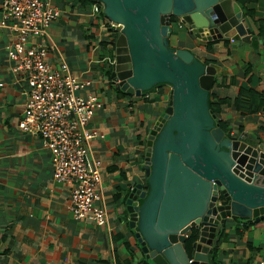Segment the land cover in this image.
<instances>
[{
    "label": "crops",
    "instance_id": "obj_1",
    "mask_svg": "<svg viewBox=\"0 0 264 264\" xmlns=\"http://www.w3.org/2000/svg\"><path fill=\"white\" fill-rule=\"evenodd\" d=\"M91 1L54 0L60 16L49 27V36L31 38L47 47V61L53 66L66 60L74 73L92 78L94 85L86 91L104 102L91 122L104 136L92 140L88 158L102 162L101 187L110 223L100 226L74 217L69 207L72 183L55 180L42 136L20 128L30 84L25 72L15 70L17 61L8 53L17 34L0 23V264H155L143 251L137 229L130 226L127 200L135 190L150 192L143 167L147 135L168 107L172 86L160 83L140 95L123 90L126 94L121 96V86L112 77L119 32L101 27L110 17L104 11L105 15H94ZM238 4L253 31L250 41L208 40L207 35L191 34L185 25H177L175 38L170 37L176 48L216 67L209 99L212 93L234 99L242 85L264 92V38L258 30L259 22L264 23V0ZM256 38L258 47L253 46ZM216 118L226 122V136H244L264 150V110L250 114L226 105ZM143 202L139 198V206ZM192 231L200 242L197 228L186 231V236ZM221 232L209 246L210 264L216 248L220 264H257L264 258V217L258 222L228 218ZM188 253L193 258L194 248Z\"/></svg>",
    "mask_w": 264,
    "mask_h": 264
},
{
    "label": "water",
    "instance_id": "obj_2",
    "mask_svg": "<svg viewBox=\"0 0 264 264\" xmlns=\"http://www.w3.org/2000/svg\"><path fill=\"white\" fill-rule=\"evenodd\" d=\"M100 1L118 23L114 81L138 95L160 83L172 86L168 107L147 135L150 192L135 190L127 200L130 226L155 264H210L209 246L228 218L264 217V150L244 136H226L209 105L216 67L170 46L173 17L208 40L250 41L253 31L238 0ZM192 227L201 233L193 258L185 233Z\"/></svg>",
    "mask_w": 264,
    "mask_h": 264
},
{
    "label": "built area",
    "instance_id": "obj_3",
    "mask_svg": "<svg viewBox=\"0 0 264 264\" xmlns=\"http://www.w3.org/2000/svg\"><path fill=\"white\" fill-rule=\"evenodd\" d=\"M104 7L102 1L95 0L93 14L99 16ZM59 16L60 9L54 0L3 1L0 23L17 34L8 53L17 61L15 70L25 72L30 84L19 125L23 131L44 139L51 153L55 180L72 183L69 207L74 217L100 226L109 225L101 187L102 162L92 158L91 163L88 158L92 140L104 136L91 126L104 102L97 94L87 93L94 85L92 78L74 73L66 60L53 66L47 61V47L31 38L49 36V27ZM117 26L109 18L101 25L111 30ZM179 26H184L181 20ZM112 63L116 64V59ZM257 264H264V258Z\"/></svg>",
    "mask_w": 264,
    "mask_h": 264
},
{
    "label": "trees",
    "instance_id": "obj_4",
    "mask_svg": "<svg viewBox=\"0 0 264 264\" xmlns=\"http://www.w3.org/2000/svg\"><path fill=\"white\" fill-rule=\"evenodd\" d=\"M84 1H89V0H84ZM93 1V2H92ZM91 3H94L95 0H92ZM242 3L247 2L248 0H240ZM101 15H105V13H102ZM178 22V23H177ZM177 23V24H176ZM173 37L175 36V33L178 31L179 26V21L176 18H173ZM178 25V27H177ZM181 28V27H180ZM258 30H259V36H262L264 38V23L263 21H260L258 24ZM175 38V37H174ZM170 41V46L173 48H176V44L171 41V38L169 39ZM226 44L228 45L227 41ZM259 42L257 38L253 41V46L258 47ZM229 46V45H228ZM230 52H228L229 56ZM249 68H247L246 73ZM251 76V73L250 75ZM249 80H251L250 77H248ZM118 92L121 94V96L125 95L126 92L118 88ZM213 96L212 98L209 99V105H210V110L212 111L213 114L217 117V115L223 110V108L226 105H235L236 109L245 113H250V114H255L260 110H264V92H259L255 88L249 85H242L239 91V94L236 98L231 99L228 97L225 98H220L216 93H212ZM220 126L224 129L227 130V124L224 121L220 120ZM222 237L226 236L225 231L223 230L221 232ZM198 235L196 232L192 231L190 236L187 239L188 243V251L191 252L192 250V243L197 239ZM217 254L218 250L216 248L214 255L212 256V264H220V262L217 260Z\"/></svg>",
    "mask_w": 264,
    "mask_h": 264
},
{
    "label": "flooded vegetation",
    "instance_id": "obj_5",
    "mask_svg": "<svg viewBox=\"0 0 264 264\" xmlns=\"http://www.w3.org/2000/svg\"><path fill=\"white\" fill-rule=\"evenodd\" d=\"M173 18H176V16H174ZM178 19V18H177ZM179 21V20H178Z\"/></svg>",
    "mask_w": 264,
    "mask_h": 264
},
{
    "label": "clouds",
    "instance_id": "obj_6",
    "mask_svg": "<svg viewBox=\"0 0 264 264\" xmlns=\"http://www.w3.org/2000/svg\"><path fill=\"white\" fill-rule=\"evenodd\" d=\"M178 20H180V19L178 18ZM183 24H184V23H183ZM183 27H184V26H183ZM183 27H182V28H183Z\"/></svg>",
    "mask_w": 264,
    "mask_h": 264
}]
</instances>
